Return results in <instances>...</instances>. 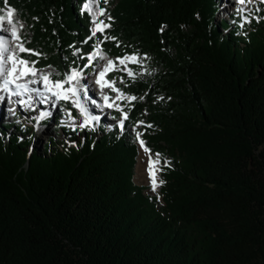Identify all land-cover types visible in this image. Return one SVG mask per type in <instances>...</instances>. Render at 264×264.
Returning a JSON list of instances; mask_svg holds the SVG:
<instances>
[{
    "label": "trees",
    "instance_id": "obj_1",
    "mask_svg": "<svg viewBox=\"0 0 264 264\" xmlns=\"http://www.w3.org/2000/svg\"><path fill=\"white\" fill-rule=\"evenodd\" d=\"M84 3L0 9L30 23L36 67L61 74L87 63L70 45L84 54L115 37L100 47L138 54L134 79L117 73L143 99L124 100L123 131L100 121L41 149L28 150L31 127L0 122V264H264V6L257 22L232 24L216 19L219 0H117L111 27L83 43L93 28ZM137 131L169 162L154 194L133 178Z\"/></svg>",
    "mask_w": 264,
    "mask_h": 264
},
{
    "label": "snow or ice",
    "instance_id": "obj_2",
    "mask_svg": "<svg viewBox=\"0 0 264 264\" xmlns=\"http://www.w3.org/2000/svg\"><path fill=\"white\" fill-rule=\"evenodd\" d=\"M107 3V0H104ZM245 0H240V3H244ZM264 2V0H262ZM7 3V0H5ZM97 3V0H85L82 11H87L92 15L93 28L91 34L83 43H87L88 40H92L96 37L97 32L104 33V30L111 27L109 24H105L103 21H97L96 15L93 14V4ZM3 10H0L2 12ZM14 9H7V20L5 15L0 14V33H8V36L0 34V101L8 100V103L12 105H20L24 110H34V104H50V108H57L59 101L71 103L75 108L82 121L77 122L76 117L72 115L71 109L65 108L64 111L68 117V120H64L61 123L70 127L73 131L77 128L83 130L85 128H91L95 131L99 127L101 115L93 114V110L88 107L90 102L96 105L97 102L90 100L89 93L92 91L89 83L90 75H95V84L100 90V95L103 100L102 105H97L100 108H116L122 113V118L118 121V125L121 131L124 130L125 120L128 119V113L124 112L121 106L115 103L113 98L104 91L106 88L111 89L118 95L115 99H127L129 102L137 99H143V97H136L134 95H127L122 93L119 88H116V80L107 79V74L111 71H127L129 77L135 78V74L131 69L127 68V64L140 63L141 59L138 54H125L120 57H116L115 60L108 58L102 51L101 44L105 40H113L116 38L108 35H104V39H97L93 45V50L89 53L81 54V50L74 45H70L73 48V56L78 59H86L87 63L81 65H75L68 68L62 74L56 71L53 66L49 65L46 69H39L36 67L37 61L28 60L23 58L19 53H28L34 56L42 55L34 49L25 47V44L20 35V29L24 27L22 23L14 21L12 19ZM101 14L104 13V9L99 10ZM111 19V17H109ZM6 20V22H5ZM19 23V26L17 24ZM160 31H164L163 26ZM14 43V47H13ZM119 46V45H118ZM98 61H106L104 64H99ZM120 66H123L121 68ZM91 68L92 73L87 74L85 70ZM58 78H53V77ZM123 83V80L120 81ZM31 85H42V87H31ZM12 97H19V99H12ZM26 97V99H25ZM159 99H163L160 97ZM112 100V102H109ZM9 112L13 115L16 113L15 107L9 108ZM52 115L51 111H40L39 115L32 117L36 121L37 128L39 122ZM71 121L72 123H69ZM139 124H144L143 121H139ZM111 127V126H110ZM151 128L152 125H147ZM143 133L137 131L136 137L145 153H150L151 150L146 146L145 141L141 139ZM161 163V154L155 153V159L151 155L148 158V174L151 179L152 191L155 192L159 185L165 183L162 179H158L156 173L162 171V168L156 167ZM169 162L165 159L164 165L167 166ZM159 198V197H158Z\"/></svg>",
    "mask_w": 264,
    "mask_h": 264
},
{
    "label": "rangeland",
    "instance_id": "obj_3",
    "mask_svg": "<svg viewBox=\"0 0 264 264\" xmlns=\"http://www.w3.org/2000/svg\"><path fill=\"white\" fill-rule=\"evenodd\" d=\"M116 1L117 0H107V5H106L107 7L102 6L99 3V0H97V3L93 4V6H92L93 7V14L96 15L97 21H103L105 24H108V20H110L109 19L110 15H109L108 9H112ZM218 4H219V7L217 10L216 19L217 20L226 19L229 22H231L232 24L234 22V20L232 18L233 16H235V17L239 16V19L241 20V22H244V23L245 22H251L252 18L255 22H257L256 20H259L260 9L262 8V5L264 6V2H262V0H245L244 3H240V0H219ZM8 8H12V7H8ZM8 8H6L2 12H0V14L5 15L6 20H7L6 13H7ZM101 8L104 9L103 14H101L99 11ZM12 9H14V8H12ZM14 10L15 11L13 13L12 19L14 21H17V22L22 23L24 25V27L22 29H20V35H21V38L25 44V47H27V40H28L27 35H29L31 32L30 23L27 21V19H25V17H23L21 15V13L19 11H17L16 9H14ZM90 16L92 17L91 14H90ZM6 20H5V22H6ZM19 23L17 24V26H19ZM93 26L94 25L92 22V27ZM220 30L222 33L226 32V29H220ZM0 34L5 35L6 37L8 36V33H0ZM13 47H14V43H13ZM19 55H21L25 59L33 60L32 55H30L28 53H19ZM107 57L115 60L114 57L111 55H107ZM98 63L102 65V64L106 63V61H98ZM120 67L123 68V66H120ZM46 68L47 67L39 68V69H46ZM127 68H128V64H127ZM117 71H120V70H117ZM117 71L109 72L107 74V79L116 80L115 87L119 88L121 90V92L124 93L123 92L124 91L123 90L124 89L123 83L120 82L121 81V79H120L121 74H118ZM121 72L124 73L127 71H121ZM86 73L91 74L92 69H89V71H87ZM90 76L91 77L89 78V83L91 85L92 91L89 93V96H90V100L94 99L97 102V104L93 105L89 102L88 107L93 110V114L101 115L100 121H102L103 123H106L108 126H112L114 123H118V121L122 118V113L120 111H118L114 107L113 108H100L97 106V105H102L101 104L102 101L100 99L101 98L100 90H99L98 86L95 84V82H94L95 80L94 81L90 80L92 78V76H95V75L92 74ZM53 78L55 79L58 77L54 76ZM32 86L41 87V85H32ZM96 88L98 90H96ZM104 91L109 95L110 98H113L115 100V103L119 104L121 106V108L124 109L123 102L125 99H115L118 94L116 92L112 91L111 89L106 88ZM12 99H19V97H12ZM25 99H26V97H25ZM109 102H112V100H110ZM12 107H15V109H16L15 115H13L11 112H9V108H12ZM33 108H34V110H24L20 105H12V104L8 103L7 99H5L4 101H0V122L1 121L5 122V121L14 120V121H16V123H18L20 125L31 127L33 132L26 133L25 134L26 136L35 132V139L28 145V150L32 149L33 146H35V145L39 149H41L43 142H47L50 135H54L59 144H60V142L65 141L66 132L68 130H72L70 127L65 126L61 123L64 120H68V117L64 111L65 108L71 109L72 115L74 117H76L77 122L82 121V119H83L82 117H80L78 111L72 107L71 103H66L64 101H59L57 108H50V104H47V103L46 104H34ZM44 110L51 111L53 118L49 119L45 123H43L44 119H42L39 122V127L37 128L36 121L34 119H31V118L39 115L40 111H44ZM113 111H116L118 113V115L112 116L111 114ZM55 116H57V117H55ZM69 123H72V122L69 121ZM125 124L126 125L128 124L127 120H125ZM136 127L142 129V124L138 123L137 126H135V128ZM78 130H81V129L77 128L75 131H78ZM133 130H131L132 135H133ZM136 142H137V154H136V161L134 164V173H133L134 181L137 185L145 187L144 191L146 193L154 194L155 192L160 190L159 189L160 185L156 188L155 192L152 191L151 179H150L147 171H148L149 155H151L153 157V159H155V154L148 147V145L145 141L146 146L151 150V152L146 153L147 163H146L145 178L139 177L138 175H136L137 174L136 165L138 162L140 143L138 142V140ZM70 144H73V143L70 142ZM161 163L162 164L164 163V161L162 159H161ZM159 168H160V165H159ZM158 174H159V171H158Z\"/></svg>",
    "mask_w": 264,
    "mask_h": 264
},
{
    "label": "bare ground",
    "instance_id": "obj_4",
    "mask_svg": "<svg viewBox=\"0 0 264 264\" xmlns=\"http://www.w3.org/2000/svg\"><path fill=\"white\" fill-rule=\"evenodd\" d=\"M90 80L94 81L95 80V76H92V78ZM31 87H34V86L31 85ZM41 87H42V85H41ZM96 90H98V89L96 88ZM100 99L102 101L101 104H103L102 98H100ZM146 163H147L146 153L144 152V150L142 149V147L140 145L139 154H138V162H137V165H136V172H137L136 175H138L141 178H145V175H146ZM156 167L159 168V165H157Z\"/></svg>",
    "mask_w": 264,
    "mask_h": 264
}]
</instances>
